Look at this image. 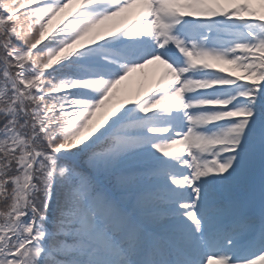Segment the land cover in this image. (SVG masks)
<instances>
[{"label":"snow or ice","instance_id":"snow-or-ice-1","mask_svg":"<svg viewBox=\"0 0 264 264\" xmlns=\"http://www.w3.org/2000/svg\"><path fill=\"white\" fill-rule=\"evenodd\" d=\"M211 258L264 264V0H0V264Z\"/></svg>","mask_w":264,"mask_h":264},{"label":"rangeland","instance_id":"rangeland-1","mask_svg":"<svg viewBox=\"0 0 264 264\" xmlns=\"http://www.w3.org/2000/svg\"><path fill=\"white\" fill-rule=\"evenodd\" d=\"M162 75V66L152 65L144 69L142 72H137L121 85V88L126 90L121 94V99L135 98L137 95L146 98L145 94H151V90L155 87L156 83ZM212 264H217L213 261Z\"/></svg>","mask_w":264,"mask_h":264}]
</instances>
